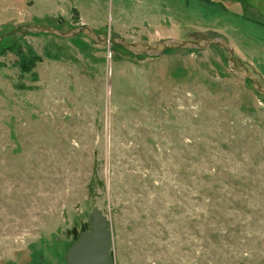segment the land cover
Here are the masks:
<instances>
[{
	"label": "rangeland",
	"instance_id": "rangeland-1",
	"mask_svg": "<svg viewBox=\"0 0 264 264\" xmlns=\"http://www.w3.org/2000/svg\"><path fill=\"white\" fill-rule=\"evenodd\" d=\"M23 26L222 38L264 87V0H0V37ZM94 210L114 264H264V99L223 51L1 41L0 264H66Z\"/></svg>",
	"mask_w": 264,
	"mask_h": 264
},
{
	"label": "water",
	"instance_id": "water-1",
	"mask_svg": "<svg viewBox=\"0 0 264 264\" xmlns=\"http://www.w3.org/2000/svg\"><path fill=\"white\" fill-rule=\"evenodd\" d=\"M18 31L30 34L48 35L62 40H71L77 36H84L100 47L114 46L133 56L160 58L166 52L175 51H205L216 47L226 54V64L229 74L240 82H249L253 90L264 99V87L257 79L244 68L237 65L234 60V51L222 38H210L198 41H178L169 39L155 44L140 42L129 43L124 39H110L99 35L90 27H79L69 31L40 26H23L14 29L11 33L0 37L1 41ZM88 231H82L76 241L71 245L65 256L66 264H114L111 258L112 238L108 230V223L99 210H94L88 221Z\"/></svg>",
	"mask_w": 264,
	"mask_h": 264
}]
</instances>
